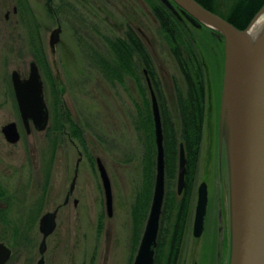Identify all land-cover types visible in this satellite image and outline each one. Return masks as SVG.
<instances>
[{"label": "rangeland", "instance_id": "374dc122", "mask_svg": "<svg viewBox=\"0 0 264 264\" xmlns=\"http://www.w3.org/2000/svg\"><path fill=\"white\" fill-rule=\"evenodd\" d=\"M216 1L224 3L223 0ZM18 2L0 0V192H3L0 209L7 212L5 218L0 217V241L12 252L5 264H36L41 256L44 264H132L146 222L145 219L136 241L133 208L141 201L145 185L143 160L151 145L148 148L146 134L138 129L135 121V101L141 103V95L134 81L126 74L123 82L103 75L97 60H113L106 38L122 36L128 26L135 29L155 66L159 92L150 82L157 101L159 103L160 98L164 100L179 132L175 85L182 91L186 85L171 45L151 10L156 2L22 0L23 9L30 8L35 18L33 23L37 24V36L42 43L46 65L57 81L61 104L82 130L86 146L70 135L63 113L61 126L53 133L31 128L27 134L23 128L10 75L13 69L22 76L28 73L29 62L33 59L29 38V30L33 29L29 27L33 28V24H25ZM172 5L193 41L198 60L203 63L205 84L203 130L192 178L193 198L175 264H219L221 246L216 242L217 207L223 203V213L228 216L232 208L230 128L234 100L229 93L223 100L222 94L224 39L207 23H191L181 13L182 9L174 2ZM263 6L264 3L258 11ZM262 18L264 20V13ZM56 27L61 29L59 40L50 44L52 30ZM32 36L36 40L35 33ZM234 63L235 58L232 66ZM38 67L49 109V127L55 114L54 99L49 80ZM140 69L150 104L145 78L150 79V76L142 65ZM234 81L232 74L228 92ZM59 111L58 107L56 113ZM159 112L161 118L160 108ZM10 121L16 122L20 133L16 143L6 141L1 132V127ZM96 158L101 159L111 183V216L107 215ZM73 180L74 187L69 191ZM201 182L206 184L208 202L204 232L197 238L192 235V223ZM176 183L177 171L172 179L165 173L164 195L167 191H174L180 196L183 190L178 193ZM66 193L69 194L68 202L63 204ZM150 202L149 199L146 215ZM58 205L55 228L47 236L46 249L40 254L38 246L42 233L39 220L45 212ZM162 228L165 231V222ZM229 253L230 247L223 253L220 264H229Z\"/></svg>", "mask_w": 264, "mask_h": 264}, {"label": "water", "instance_id": "95a60500", "mask_svg": "<svg viewBox=\"0 0 264 264\" xmlns=\"http://www.w3.org/2000/svg\"><path fill=\"white\" fill-rule=\"evenodd\" d=\"M167 8L176 12L174 2L182 9V14L193 24H209L224 39L223 100L229 93V85L234 71L233 58L243 59L239 95L233 101V117L230 128V173H231V245L229 264H264V30L255 48L242 38L247 29H239L220 15L204 8L196 0H160ZM172 1V2H171ZM261 8L251 22L262 13ZM198 20V21H197ZM250 22V23H251ZM60 27L52 30L50 44L59 40ZM145 72V71H144ZM146 83L150 91L151 114L156 146L155 176L150 207L142 235L132 264H154V250L159 228V218L164 198V148L159 104L149 77ZM11 82L17 101L19 114L27 132L30 122L36 131L45 130L48 110L43 95V82L37 63L29 62L28 76L21 78L18 70L11 71ZM222 100V102H223ZM6 141L16 143L20 134L15 122L1 127ZM102 180L107 215H112L111 183L100 158H96ZM186 158L183 145L179 146L177 192L185 185ZM74 187L71 182L69 191ZM207 205V189L201 182L197 190V200L193 220V236L198 237L204 226ZM57 208L45 212L39 220L42 233L38 251L46 249V238L55 228ZM11 249L0 242V264H5ZM36 264H44L41 256Z\"/></svg>", "mask_w": 264, "mask_h": 264}, {"label": "trees", "instance_id": "16d2710c", "mask_svg": "<svg viewBox=\"0 0 264 264\" xmlns=\"http://www.w3.org/2000/svg\"><path fill=\"white\" fill-rule=\"evenodd\" d=\"M48 1V0H47ZM148 1V0H147ZM159 1V0H158ZM205 8L225 18L231 24L239 29L248 26L258 9L264 3V0H196ZM151 10L158 20L162 31L171 45V52L174 54L175 60L179 66L181 73L184 75L185 91L176 84V104L178 109L179 132L171 116V112L166 106L164 100L160 98L159 108L161 110V121L163 128V147H164V168L167 178L172 179L176 175V162L179 154V143L183 144L187 165L185 175V187L180 196L174 191H167L164 195L162 210L159 220V232L157 236V245L154 252V264H175L180 251L181 242L184 235V229L189 217L192 197H193V171L199 154L201 135L203 130V117L205 107V84L203 80V63L198 60V53L193 46V41L185 28L181 24L180 14L176 10L166 8L163 4H159L154 0ZM17 5L19 12L23 17V21L28 25L32 22L33 28L29 27L30 45L32 47L33 59L43 70L45 76L49 80L50 90L53 94L54 105L52 115V125L49 132L53 133L60 128V116L63 113L64 120L68 124L70 135L78 138L82 144L85 143L84 136L80 127L71 119L68 109L62 106L60 99V91L57 81L52 74L48 65H46V57L43 52L42 43L37 36V24H34L35 18L29 9H23V2L19 0ZM25 5V4H24ZM25 15H24V14ZM35 33V38L32 34ZM185 36V41L183 40ZM112 55V61H106L98 58L103 75L119 82H123L124 75H128L136 85L138 93L141 95V103L135 101V121L138 129L146 134L145 142H148L147 154L143 160V168L145 171L144 188H142L141 201H138L133 208V224L136 241L139 238L140 229L146 219V208L148 200H151V193L155 175V153H154V133L153 121L150 104L146 97V88L142 82V65L150 76V80L159 92V81L156 78V70L153 64L149 50L138 32L128 26L122 36L106 38ZM138 59V61H137ZM141 64V65H140ZM161 95V94H160ZM59 107V112L56 113ZM181 127V128H180ZM86 146V143L85 145ZM155 147V146H154ZM3 192H0V198ZM6 210L0 209V217L5 218ZM165 222V231L162 224ZM168 226V228H166ZM15 233V231H14Z\"/></svg>", "mask_w": 264, "mask_h": 264}, {"label": "flooded vegetation", "instance_id": "af4514ba", "mask_svg": "<svg viewBox=\"0 0 264 264\" xmlns=\"http://www.w3.org/2000/svg\"><path fill=\"white\" fill-rule=\"evenodd\" d=\"M20 76L22 77V78H24V77H26V76H22V74L20 73ZM12 89H13V87H12ZM13 94H14V90H13ZM43 95H44V88H43ZM14 99H15V103H16V106H17V101H16V98H15V95H14ZM44 100H45V97H44ZM45 103H46V101H45ZM46 106H47V103H46ZM17 110H18V107H17ZM47 110H49L48 109V106H47ZM18 114H19V111H18ZM19 116H20V114H19ZM48 116H49V111H48ZM20 119H21V121H22V118H21V116H20ZM10 122H12V121H10ZM13 122H15V121H13ZM48 122H49V117H48ZM8 123V122H7ZM15 124H16V122H15ZM22 124H23V122H22ZM30 124V129H29V132H27L26 131V129H25V126H24V124H23V128H24V130H25V132L27 133V134H30V132H31V128H33V126H32V122H30L29 123ZM47 126H48V123H47ZM46 126V128H45V130L48 132V133H50L49 132V128ZM16 127H17V124H16ZM34 129V128H33ZM17 130H18V127H17ZM18 132H19V130H18ZM20 134V133H19ZM20 139V138H19ZM57 139V138H56ZM19 141V140H18ZM17 141V142H18ZM55 144V143H54ZM54 153V152H53ZM75 175H76V173H75ZM73 179H75V178H73ZM47 186V185H46ZM68 198H69V194H67L66 193V195H65V198H64V200H63V204H67V202H68ZM193 198V197H192ZM208 202V201H207ZM196 206V205H195ZM59 207H60V205H58V206H56V208H57V211H58V209H59ZM206 208H207V205H206ZM223 209L225 210V207H224V204L223 203H220L219 205H218V207H217V221H218V230H217V236H216V242L217 243H219L220 244V246H221V249H220V252H219V264L221 263V260H222V256H223V253H225L226 252V250L230 247V245H231V216H228V214L226 213H223ZM194 211H195V208H194ZM205 217H206V214H205ZM188 220H189V217H188V219H187V222H186V226H187V224H188ZM193 220H194V218H193ZM204 222H205V219H204ZM185 226V229H184V234H185V231H186V229H187V227ZM204 227H205V224H204V226H203V230H202V232H201V234L198 236V237H200L201 235H202V233L204 232ZM192 229H193V223H192ZM192 235H193V230H192ZM183 237H184V235H183ZM197 237V238H198ZM12 253V252H11ZM230 254V253H229Z\"/></svg>", "mask_w": 264, "mask_h": 264}, {"label": "bare ground", "instance_id": "6f19581e", "mask_svg": "<svg viewBox=\"0 0 264 264\" xmlns=\"http://www.w3.org/2000/svg\"><path fill=\"white\" fill-rule=\"evenodd\" d=\"M263 13L264 11L257 15V17L249 24L247 29L242 34V38L245 43L249 44L250 46H253V48L257 46L264 30V20L262 18ZM243 63V59L240 56V59L236 60V64L234 65L235 81L232 83L231 89L229 91V97L232 100H235L237 94L239 95V91L236 87L238 86V84L240 86L243 71Z\"/></svg>", "mask_w": 264, "mask_h": 264}]
</instances>
